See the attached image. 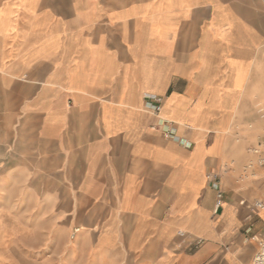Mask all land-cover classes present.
I'll return each mask as SVG.
<instances>
[{
    "label": "crops",
    "instance_id": "0c3cea01",
    "mask_svg": "<svg viewBox=\"0 0 264 264\" xmlns=\"http://www.w3.org/2000/svg\"><path fill=\"white\" fill-rule=\"evenodd\" d=\"M260 120L264 0H0V264H253Z\"/></svg>",
    "mask_w": 264,
    "mask_h": 264
},
{
    "label": "built area",
    "instance_id": "2783aa9c",
    "mask_svg": "<svg viewBox=\"0 0 264 264\" xmlns=\"http://www.w3.org/2000/svg\"><path fill=\"white\" fill-rule=\"evenodd\" d=\"M163 98L161 97H154L152 104L150 105L154 114L158 115L163 107ZM172 135L170 133H165L164 137L166 139H169ZM247 152L250 156L256 157L257 158V164L260 167H264V138H262L257 144L250 146L247 149ZM252 166L247 167L248 169L251 168ZM213 180V185L218 191V202H217V207L220 208L222 205L223 201V193L221 189L219 188V183L216 177L212 178ZM264 210V202H255L252 211L253 212H258ZM253 264H264V233L263 236L258 240V251L255 254Z\"/></svg>",
    "mask_w": 264,
    "mask_h": 264
},
{
    "label": "rangeland",
    "instance_id": "374dc122",
    "mask_svg": "<svg viewBox=\"0 0 264 264\" xmlns=\"http://www.w3.org/2000/svg\"><path fill=\"white\" fill-rule=\"evenodd\" d=\"M251 134L248 136H241V137H237L236 138V142L237 143H245L246 145V150L252 146L257 144L262 138H264V120H260V121H253L251 127ZM248 153V152H247ZM249 166H252L251 168H247ZM260 168L259 165L257 164V158L250 156V160L249 162H247V164H245L242 167V172L245 173L248 176V180L250 182H262L264 181V176H258L255 174V171ZM262 169L264 170V168L262 167Z\"/></svg>",
    "mask_w": 264,
    "mask_h": 264
}]
</instances>
